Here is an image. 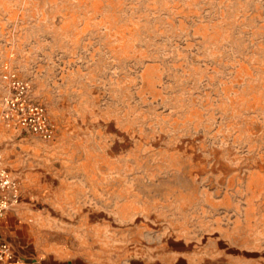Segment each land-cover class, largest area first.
<instances>
[{
	"label": "rangeland",
	"instance_id": "obj_1",
	"mask_svg": "<svg viewBox=\"0 0 264 264\" xmlns=\"http://www.w3.org/2000/svg\"><path fill=\"white\" fill-rule=\"evenodd\" d=\"M12 73L23 262L264 264V0H0V115Z\"/></svg>",
	"mask_w": 264,
	"mask_h": 264
},
{
	"label": "built area",
	"instance_id": "obj_2",
	"mask_svg": "<svg viewBox=\"0 0 264 264\" xmlns=\"http://www.w3.org/2000/svg\"><path fill=\"white\" fill-rule=\"evenodd\" d=\"M9 93L1 102L0 126L31 133L44 141H52L55 127L47 110L31 98L30 86L15 73L7 77ZM1 159V156H0ZM20 181L4 167H0V219L20 203ZM18 257L12 246L0 238V264H17Z\"/></svg>",
	"mask_w": 264,
	"mask_h": 264
},
{
	"label": "crops",
	"instance_id": "obj_3",
	"mask_svg": "<svg viewBox=\"0 0 264 264\" xmlns=\"http://www.w3.org/2000/svg\"><path fill=\"white\" fill-rule=\"evenodd\" d=\"M8 214H9V212L3 218L0 219V234L2 233V231L8 230L9 224L6 221L8 216H9ZM4 241H6V240H4ZM13 250L15 251L14 248H13ZM15 253H16V251H15ZM18 260L19 261L17 264H78L76 260H72V258H70L69 256H62V255H57V254L49 255L47 260H42V261L32 260V261L23 262L20 258H18Z\"/></svg>",
	"mask_w": 264,
	"mask_h": 264
}]
</instances>
